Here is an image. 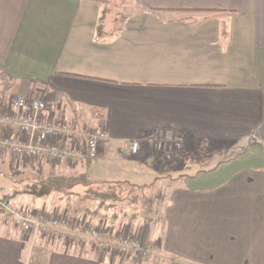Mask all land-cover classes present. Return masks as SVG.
<instances>
[{
	"label": "crops",
	"instance_id": "0c3cea01",
	"mask_svg": "<svg viewBox=\"0 0 264 264\" xmlns=\"http://www.w3.org/2000/svg\"><path fill=\"white\" fill-rule=\"evenodd\" d=\"M116 1L134 9L111 16ZM0 77V110L12 97L38 99L74 130L106 132L95 159L63 171L85 168L118 198L101 202L81 188L77 201L55 200L92 226L160 248L137 264H264V0H0ZM123 190L147 201L160 191L157 217L121 211ZM7 199L54 210L49 198ZM30 243L0 224V264L133 262L43 238L30 255Z\"/></svg>",
	"mask_w": 264,
	"mask_h": 264
},
{
	"label": "built area",
	"instance_id": "2783aa9c",
	"mask_svg": "<svg viewBox=\"0 0 264 264\" xmlns=\"http://www.w3.org/2000/svg\"><path fill=\"white\" fill-rule=\"evenodd\" d=\"M1 80V77H0ZM57 106L42 100L22 96L12 97L10 104L0 110V152L19 159L44 160L51 163H74L93 160L99 145L107 139L102 129L77 131L57 119ZM157 143L158 149L168 147L166 135ZM138 144L132 142L135 154ZM0 224L10 225L29 234L30 255L36 252V236H47L56 241L98 252L116 253L122 259L139 258L141 262L157 257L161 250L155 245H144L137 237L113 235L101 228L85 226L67 218L26 210L0 199ZM36 235V236H35ZM35 260V256L32 261Z\"/></svg>",
	"mask_w": 264,
	"mask_h": 264
},
{
	"label": "rangeland",
	"instance_id": "374dc122",
	"mask_svg": "<svg viewBox=\"0 0 264 264\" xmlns=\"http://www.w3.org/2000/svg\"><path fill=\"white\" fill-rule=\"evenodd\" d=\"M108 8L111 10V16H126L128 14L131 13V11L134 9L133 6H131L129 3H126L125 1H116L114 2L112 5H108ZM216 22L218 21L215 20ZM233 150V149H232ZM235 150L233 151H225L222 154H215V158H214V164L217 162H220L221 160L227 158L228 156L232 155L234 153ZM0 161L5 162V166L4 168H1V171L4 172V174L7 172V170L9 169V171L12 170H16L19 172L22 171H27L30 172L32 171V169L36 168L38 163H42V166L45 170V172L47 174H59V173H63L64 168L68 165H72L73 163L70 164H66L64 165L63 163H51L48 161H40V160H28V159H19L16 158L14 156H10L7 153H1L0 152ZM75 163V162H74ZM81 173H85L86 174V170L85 168L82 169ZM0 189L1 191H3V193L10 195L13 190H14V186L11 184V181L9 180V175L7 179H3L0 183ZM77 189H81V187H77ZM157 189V186H156ZM124 192H119L121 199H119L122 203L127 201V205L122 206L121 211H126V213L128 214H134L135 216H137L138 218H140L142 216V214H145V218L147 221L152 220L154 218L157 217V215L159 214V210L161 209V206L163 204V199L159 198V196L157 195V192H152V191H148L147 193H149L151 196L149 198V200L147 201L144 197L143 194L141 192L138 191H126L123 190ZM128 193L127 195H125V193ZM156 193V194H154ZM67 197L70 198V200L73 201H77V198L71 195L66 194ZM127 197H125V196ZM161 195H162V191H161ZM59 196V194H52L49 198V200H53L52 204L54 208V210H49L47 211L44 207H41L40 204H21L18 202H14V204H16V206H18L19 208H24L26 210L32 211L34 213L37 212H42L48 215H51L53 217H61V218H67L69 221L73 222H80V224L85 225V226H91V227H95L90 225L89 223L85 222L84 220L77 218V217H73L71 215L68 214L67 211H65L64 208H58V203L55 200L57 197ZM73 197V198H72ZM45 198V199H48ZM3 199L5 201H8L7 198H0ZM44 199V200H45ZM147 201V202H146ZM151 204V205H150ZM15 206V205H14ZM70 208H72V205H69ZM99 228V227H96ZM106 233H108L106 230H104ZM25 234V233H24ZM109 234H113V235H129V233H126L125 231L121 232V233H109ZM28 237L30 236L29 234H25ZM36 236V235H35ZM45 239L47 241H51V242H62V241H56L54 239H50L49 237H45V236H41V235H37L36 236V241L39 239ZM64 243V242H62ZM119 256V255H118ZM120 257V256H119Z\"/></svg>",
	"mask_w": 264,
	"mask_h": 264
},
{
	"label": "trees",
	"instance_id": "16d2710c",
	"mask_svg": "<svg viewBox=\"0 0 264 264\" xmlns=\"http://www.w3.org/2000/svg\"><path fill=\"white\" fill-rule=\"evenodd\" d=\"M9 180L14 186V190L8 197L5 198L29 196L33 200H38L48 198L55 193H66L68 195H72L77 187L86 188L87 193L90 192L94 198L99 199L101 202L110 200L112 197L116 199L118 198V195L114 191L110 190L113 185L103 183L100 187L106 186L108 188L107 190L102 191L98 185L96 186L88 180L85 173L63 172L50 175L45 172L41 162L38 163L37 167L32 169L30 172H19L11 169ZM148 228V225L144 226L143 238L145 234H147ZM141 242L144 244L143 239ZM132 259L133 262L131 264L141 262L139 258Z\"/></svg>",
	"mask_w": 264,
	"mask_h": 264
}]
</instances>
